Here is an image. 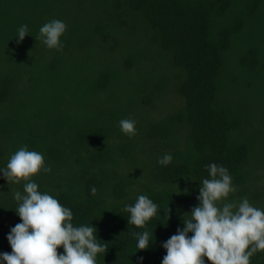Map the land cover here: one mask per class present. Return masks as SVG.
Listing matches in <instances>:
<instances>
[{
  "label": "trees",
  "instance_id": "trees-1",
  "mask_svg": "<svg viewBox=\"0 0 264 264\" xmlns=\"http://www.w3.org/2000/svg\"><path fill=\"white\" fill-rule=\"evenodd\" d=\"M53 19L67 25L59 51L39 39ZM25 24L29 34L17 43ZM92 57L94 68H84ZM126 78L140 88L130 101ZM261 91L264 0H0V168L23 146L42 153L52 171L32 180L72 210L74 226L96 228L108 246L97 264H162V245L185 226L212 163L246 194ZM132 100L149 114L169 108L138 119ZM122 119L136 121L135 135L121 131ZM149 154L151 173L141 178L136 164ZM165 154L167 166L158 163ZM23 184L0 171V253L12 252L7 237L22 222L14 193ZM139 195L158 206L143 228L124 211ZM143 231L150 246L140 250L131 233ZM250 264H264V251Z\"/></svg>",
  "mask_w": 264,
  "mask_h": 264
},
{
  "label": "clouds",
  "instance_id": "clouds-1",
  "mask_svg": "<svg viewBox=\"0 0 264 264\" xmlns=\"http://www.w3.org/2000/svg\"><path fill=\"white\" fill-rule=\"evenodd\" d=\"M66 29L63 21L53 19L40 28L39 39L49 49L62 50L61 37ZM28 34V26L21 25L17 30V43ZM119 126L126 135L136 134L134 120L122 119ZM172 160L171 154H165L158 163L167 166ZM207 167L211 178L201 182L197 197L200 203L186 213L190 214L188 218L184 214L185 226L177 229L178 234L163 243L167 253L162 264H205V257L211 264H250L254 254L264 251V210L254 207L247 198L239 203L221 204L236 187L227 168L216 163ZM0 171L9 184L24 182L23 193H14V199L19 202L16 212L22 222L11 228L7 239L12 252L0 253V261L7 264H97V255L108 250V246L97 242L96 228L74 226L72 210L52 195L42 193L32 180L41 171H52L46 166L42 153L23 146ZM96 192L93 186L91 194ZM124 211L130 214L129 224L143 228L156 216L158 206L147 195H139L135 204L126 205ZM131 235L136 237L138 249L150 246L149 231ZM61 246L63 254L58 251Z\"/></svg>",
  "mask_w": 264,
  "mask_h": 264
},
{
  "label": "rangeland",
  "instance_id": "rangeland-1",
  "mask_svg": "<svg viewBox=\"0 0 264 264\" xmlns=\"http://www.w3.org/2000/svg\"><path fill=\"white\" fill-rule=\"evenodd\" d=\"M88 56H91V53H89ZM87 69H93L94 68V57H92L91 59H89V61L85 62L84 64V68ZM85 74L87 75L88 72H85ZM127 80L123 81L126 83H124V94H126L124 97V101L128 100L130 101V90H133V94H136L138 96V92H139V87L132 85V82L126 78ZM261 98L258 99V107H257V120L255 123V126L257 127V129L261 132L259 138H258V142H257V146H258V154L255 155V157L251 160L248 168L249 171L251 172L250 175V179L247 182L248 185L245 187V192L246 194H244L242 197L238 196V187H236V191L234 193H230L229 196L227 198H225L223 201H221L220 203H231V202H236L239 203L241 201L242 198H247L250 202V204H252L253 206L256 205H264V92L261 91ZM133 99H136L133 98ZM174 96L172 97V100H174ZM132 105H130V112L132 117L137 115L138 119H143V118H147V117H153V116H159L160 112H162L163 110H166L169 108V102L166 103H160V107H158V109H156L155 111H151V114L147 113L146 109H144L140 104L139 101L137 102V100H132ZM140 135V134H139ZM149 151V149H147ZM152 153V152H149ZM157 154L158 152L156 150H154V155ZM152 154H149V157L147 155L142 156V159L140 161L137 162V170L136 173L138 176H140L141 178H145L146 176H149L151 173V168L153 165V161L154 159L151 158ZM257 192H261L260 194H263L259 197H255L254 198V194H257ZM200 193H197L196 196H191L192 197H196V200L192 203L194 206H198L199 205V200L197 199V197L199 196ZM259 195V194H257Z\"/></svg>",
  "mask_w": 264,
  "mask_h": 264
}]
</instances>
